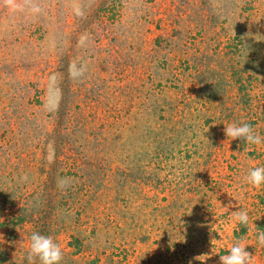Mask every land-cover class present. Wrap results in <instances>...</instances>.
I'll return each instance as SVG.
<instances>
[{
    "label": "rangeland",
    "instance_id": "obj_1",
    "mask_svg": "<svg viewBox=\"0 0 264 264\" xmlns=\"http://www.w3.org/2000/svg\"><path fill=\"white\" fill-rule=\"evenodd\" d=\"M241 121L264 140V0H0V264L33 232L60 264H264Z\"/></svg>",
    "mask_w": 264,
    "mask_h": 264
},
{
    "label": "clouds",
    "instance_id": "obj_2",
    "mask_svg": "<svg viewBox=\"0 0 264 264\" xmlns=\"http://www.w3.org/2000/svg\"><path fill=\"white\" fill-rule=\"evenodd\" d=\"M11 4L12 0H6ZM71 71V68H70ZM225 134L232 140H241L246 145L260 146L264 143L259 134L254 133L250 124L241 121L240 123H231L226 125ZM245 182L254 188H260L264 185V166L250 168L248 174L244 177ZM232 221L239 225L249 226V215L246 210H236L232 213ZM256 239L260 246L264 247V231L258 232ZM23 243V240H22ZM214 246V239L211 241ZM214 248V247H213ZM200 257L196 259L200 261ZM63 253L60 245L50 236H44L33 232L30 236V244L26 259L28 264H35L39 260L40 264H60ZM220 264H254L253 256L246 251V246L242 240H237L228 249L226 255H220Z\"/></svg>",
    "mask_w": 264,
    "mask_h": 264
}]
</instances>
